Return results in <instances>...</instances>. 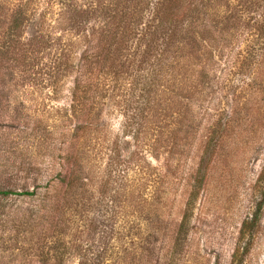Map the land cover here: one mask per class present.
I'll list each match as a JSON object with an SVG mask.
<instances>
[{
  "label": "rangeland",
  "instance_id": "rangeland-1",
  "mask_svg": "<svg viewBox=\"0 0 264 264\" xmlns=\"http://www.w3.org/2000/svg\"><path fill=\"white\" fill-rule=\"evenodd\" d=\"M17 1L0 0V189L11 190L0 195V264H81L97 252L89 222L97 214L78 205L75 223L64 222L58 193L52 192L56 168L48 164L59 159L68 130L80 120L67 109L76 74L65 67L66 57L76 61L89 45L75 38L78 29L59 30L50 20L61 8L76 12L95 0H22L28 19L10 35L5 26ZM229 1L226 14L236 8ZM257 2L236 20L213 17L215 26L197 57L180 59L186 80L167 117H148L138 125L136 140L120 136L123 154L141 150L147 195L125 214L133 220L134 239H109L101 264H264V179L257 181L264 163V29L258 28L264 0ZM87 16L78 27L89 36L101 20ZM146 17L133 27L130 52L142 43ZM132 62L126 82L136 78ZM128 92L117 98L132 106L134 94ZM106 104L94 118L103 146L124 125L123 104ZM217 122L225 123L215 134L220 136L204 152V137ZM251 219L249 234L240 238L243 221Z\"/></svg>",
  "mask_w": 264,
  "mask_h": 264
},
{
  "label": "trees",
  "instance_id": "trees-1",
  "mask_svg": "<svg viewBox=\"0 0 264 264\" xmlns=\"http://www.w3.org/2000/svg\"><path fill=\"white\" fill-rule=\"evenodd\" d=\"M232 1L236 8L226 14L229 0H95L87 6L82 3L76 12L61 8L57 18L50 20L59 30L78 29L73 34L80 31L81 35L75 38L89 45L76 61L72 54L66 57L68 62L65 67H70L76 74L68 90L70 102L67 109L71 116L73 114L80 120L76 122L72 133L68 130L63 141L67 145H63L59 159L48 164L49 169L56 168L58 185L51 187L61 201L59 211L64 222L75 223L78 205L79 209L86 206L97 214L96 217H90L89 222L90 232L95 236V251L98 253L81 264H101L104 255H107L105 245L109 239H118L120 244L126 242V237L131 241L134 239V229L130 223L133 220H128L125 214L130 207L140 205V198L145 201L147 194L143 193V186L148 179H144L146 172L140 160L141 150L136 148L130 154H123L121 137L130 136L136 140L139 127L150 121L148 117L159 120L167 117L168 104L174 98L172 96L177 93V89L184 88L186 77L179 71L187 65L182 62L189 63L200 53L204 47L202 43L208 41L215 26L213 17L221 15L226 21L236 20L237 14L250 11L253 5L259 4L257 0ZM25 5L22 0L13 3L18 8L5 26L8 34H17L28 19ZM262 6L264 10V4ZM144 13H147L146 21L139 31L142 43L130 52L128 38L137 33L133 27L140 23ZM92 14L101 20V25L95 29L93 27L87 36L78 26L81 22L85 23L89 18L87 15ZM67 20L73 25H66ZM258 28L264 29V22ZM94 30H97L96 35ZM88 51L91 52L90 56ZM132 60L137 65L136 78L126 82V70L131 67ZM181 84L183 87L179 86ZM123 91L124 94H129L128 91L134 94L130 100L132 106L117 98ZM178 94L183 96L181 92ZM109 100H115L114 106L123 104L124 125L121 135L115 136L110 145L103 146L99 134L101 127L94 122V118L97 121L101 106L109 105L106 104ZM224 124L212 123L210 133L202 143L204 152L216 143L220 135L215 134ZM263 179L264 163L257 181ZM9 193V189H0V195ZM19 194L32 195L34 191H22ZM189 204L188 200L186 206ZM186 220L184 215L175 236L177 241L184 231ZM119 221L124 224L120 225ZM252 222V219L243 221L240 238L249 234ZM102 226L108 232L102 230ZM123 230L126 232L123 233Z\"/></svg>",
  "mask_w": 264,
  "mask_h": 264
}]
</instances>
